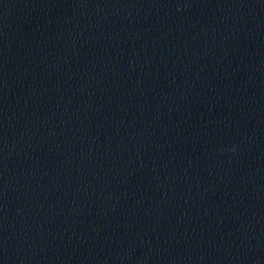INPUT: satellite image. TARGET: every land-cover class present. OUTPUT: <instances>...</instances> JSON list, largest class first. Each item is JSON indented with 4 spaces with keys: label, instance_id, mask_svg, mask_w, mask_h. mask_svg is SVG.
Wrapping results in <instances>:
<instances>
[{
    "label": "water",
    "instance_id": "1",
    "mask_svg": "<svg viewBox=\"0 0 264 264\" xmlns=\"http://www.w3.org/2000/svg\"><path fill=\"white\" fill-rule=\"evenodd\" d=\"M0 264H264V0H0Z\"/></svg>",
    "mask_w": 264,
    "mask_h": 264
}]
</instances>
